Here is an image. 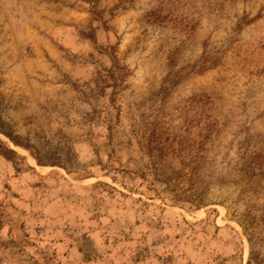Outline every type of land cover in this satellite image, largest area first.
<instances>
[{
    "label": "rangeland",
    "instance_id": "obj_1",
    "mask_svg": "<svg viewBox=\"0 0 264 264\" xmlns=\"http://www.w3.org/2000/svg\"><path fill=\"white\" fill-rule=\"evenodd\" d=\"M0 117V264H264V0H0Z\"/></svg>",
    "mask_w": 264,
    "mask_h": 264
},
{
    "label": "trees",
    "instance_id": "obj_2",
    "mask_svg": "<svg viewBox=\"0 0 264 264\" xmlns=\"http://www.w3.org/2000/svg\"><path fill=\"white\" fill-rule=\"evenodd\" d=\"M117 8H119V5H115L111 9V11H114ZM110 14H113V13H110ZM151 17L153 19L157 18V16H155V13H150L148 15L149 21H151ZM152 21H154V20H152ZM216 64H217V60H212L206 54H204L193 66H191V70L189 71L188 74H186L184 76H182V75L177 76V80L186 79L189 75L194 74V73H202L205 70H207L208 68L215 66ZM6 127H7L6 124L3 122L2 118L0 117V134L5 136L6 138H8L15 146H21L20 144H18V142H16L13 139L12 135L8 132ZM0 144L3 146L2 148H0V153H1L3 158H6V159H13V158L23 159V157L17 155V153L13 149H11L9 147H5V145L3 144V142L1 140H0ZM37 164L39 166H42V164H40V162L38 160H37Z\"/></svg>",
    "mask_w": 264,
    "mask_h": 264
}]
</instances>
